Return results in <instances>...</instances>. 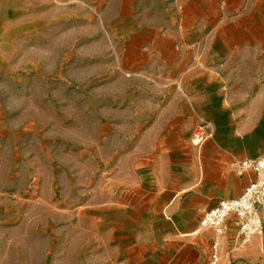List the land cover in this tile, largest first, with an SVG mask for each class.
Masks as SVG:
<instances>
[{
	"label": "crops",
	"instance_id": "crops-1",
	"mask_svg": "<svg viewBox=\"0 0 264 264\" xmlns=\"http://www.w3.org/2000/svg\"><path fill=\"white\" fill-rule=\"evenodd\" d=\"M68 3L96 11L126 70L153 89L126 97L125 145L101 148L77 210L111 264H209L213 233L200 218L249 183L237 161L264 155V0H0L1 45ZM201 121L211 135L197 146ZM239 243L231 215L219 263ZM241 245L234 256L264 264V234Z\"/></svg>",
	"mask_w": 264,
	"mask_h": 264
},
{
	"label": "rangeland",
	"instance_id": "rangeland-1",
	"mask_svg": "<svg viewBox=\"0 0 264 264\" xmlns=\"http://www.w3.org/2000/svg\"><path fill=\"white\" fill-rule=\"evenodd\" d=\"M68 4L0 43V264H111L76 190L103 170L106 143L125 145L126 97L153 89L96 11ZM227 246L219 264L257 263Z\"/></svg>",
	"mask_w": 264,
	"mask_h": 264
},
{
	"label": "built area",
	"instance_id": "built-area-1",
	"mask_svg": "<svg viewBox=\"0 0 264 264\" xmlns=\"http://www.w3.org/2000/svg\"><path fill=\"white\" fill-rule=\"evenodd\" d=\"M57 1V0H52ZM212 124L201 121L194 125L191 142L201 145L211 135ZM236 174L252 175L243 191L234 198L222 199L206 210L200 218L202 229H211L209 264H219L221 240L225 235V223L229 216H235L236 238L246 243L264 234V155L243 158L236 162Z\"/></svg>",
	"mask_w": 264,
	"mask_h": 264
}]
</instances>
